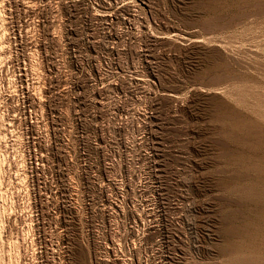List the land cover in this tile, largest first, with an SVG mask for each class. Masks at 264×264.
Instances as JSON below:
<instances>
[{"label":"rangeland","instance_id":"obj_1","mask_svg":"<svg viewBox=\"0 0 264 264\" xmlns=\"http://www.w3.org/2000/svg\"><path fill=\"white\" fill-rule=\"evenodd\" d=\"M0 171V264H264V0H0Z\"/></svg>","mask_w":264,"mask_h":264},{"label":"built area","instance_id":"obj_2","mask_svg":"<svg viewBox=\"0 0 264 264\" xmlns=\"http://www.w3.org/2000/svg\"><path fill=\"white\" fill-rule=\"evenodd\" d=\"M14 36H16V35H14ZM18 37H20V34H18ZM16 38H17V37H16ZM16 38H15V39H16ZM26 43H27V42H26ZM30 45H31V47H29ZM32 47H34V46H32V43H28V50H31ZM8 108H9V107H7V115H9L10 111L13 110V108H10V110H8ZM3 114H4V109H3V107H2V116H3ZM16 115H17V114H16ZM11 117H15V112H12Z\"/></svg>","mask_w":264,"mask_h":264},{"label":"bare ground","instance_id":"obj_3","mask_svg":"<svg viewBox=\"0 0 264 264\" xmlns=\"http://www.w3.org/2000/svg\"><path fill=\"white\" fill-rule=\"evenodd\" d=\"M1 172V171H0Z\"/></svg>","mask_w":264,"mask_h":264}]
</instances>
